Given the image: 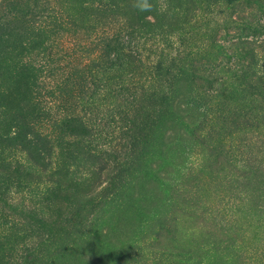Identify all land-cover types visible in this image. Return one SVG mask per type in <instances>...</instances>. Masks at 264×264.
<instances>
[{"label": "rangeland", "instance_id": "374dc122", "mask_svg": "<svg viewBox=\"0 0 264 264\" xmlns=\"http://www.w3.org/2000/svg\"><path fill=\"white\" fill-rule=\"evenodd\" d=\"M1 130L0 264L264 263V0H0Z\"/></svg>", "mask_w": 264, "mask_h": 264}, {"label": "trees", "instance_id": "16d2710c", "mask_svg": "<svg viewBox=\"0 0 264 264\" xmlns=\"http://www.w3.org/2000/svg\"><path fill=\"white\" fill-rule=\"evenodd\" d=\"M38 65L39 64H36L35 66L30 67L31 70L33 72H35V75L36 74L38 75L42 72L41 70L38 69L39 68V67H37ZM35 75H34V77H36ZM39 80H40V76L38 75L37 82ZM38 87L39 88H37V89L40 93L37 96H39L40 102H42V100L44 99V102H42V103H45L44 108H42L43 112H39L40 116L38 119H43V121H44L43 123H45V124L49 123V127H48L49 129H47L49 131H47L48 133H46L47 134L46 136H43V134H42L41 138H39L35 143H33L35 145V147H36V143H37V145H40V147H41L40 149L43 150L41 153H37V154L33 155L28 150L22 149L20 153H22V155H24V157H21L19 161H16L14 159L12 160L9 158L10 163L5 165L6 166L5 168H7V170L8 169L12 170L11 173L8 175L11 178L19 177V178H21V180H24V179H28L33 174L47 175L46 171L52 172V170H50V168H49L50 167L49 164H46L45 154H46L47 144L50 140H52L53 137H55V135L57 133H59V132H57V130H60L61 128H70L71 127L70 121H72V119H69L68 118L69 116H66V115L62 116V117L59 116L60 118H58V117H55V115L54 116L51 115L52 114V112H51L52 108L49 107V105H51V103L47 99L53 97V95H54L53 93L55 90H52L53 88L51 89L50 86H48L50 88H48V87L43 88V86L41 87L40 85ZM184 124H186L187 126L190 125V123H188V122H184ZM18 142L25 143L26 139H22V138L19 139V137H17V133L16 134L14 133V137H10V135L8 136L5 134L4 130H1L0 146L4 147L5 149H11V148H14V147H12V144H16ZM19 147L21 148V146H19ZM19 147L17 149H19ZM26 147L32 149V142H29V145H27ZM106 152L111 155V158L114 157V159H118V157L116 156L117 152L111 151V150L106 151ZM46 167L48 170H46ZM103 170H104V172L108 171L107 168H105ZM6 174H8V173H6ZM52 176L54 177L55 174ZM28 181L30 183L35 182V183L39 184L43 180H40V182L30 181V180H28ZM56 185L59 188H61L63 191H67L66 194H69V192H73V195L75 194L76 197H80L81 199H85V198L90 197V193L81 192L78 189L72 190V189H70V187L62 184L61 181H59V183L57 182ZM31 188H32V186H31ZM47 192L48 191L46 190L45 192H40V194H45ZM31 193L35 194V190H33ZM35 217H38V216L36 215ZM36 220H38V218H36ZM260 264H264V263H260Z\"/></svg>", "mask_w": 264, "mask_h": 264}]
</instances>
